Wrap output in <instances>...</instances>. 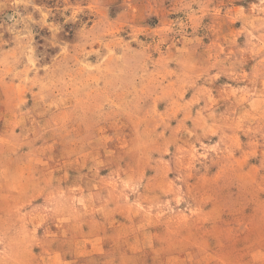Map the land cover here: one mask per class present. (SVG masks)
I'll use <instances>...</instances> for the list:
<instances>
[{
    "label": "rangeland",
    "instance_id": "rangeland-1",
    "mask_svg": "<svg viewBox=\"0 0 264 264\" xmlns=\"http://www.w3.org/2000/svg\"><path fill=\"white\" fill-rule=\"evenodd\" d=\"M0 264H264V0H0Z\"/></svg>",
    "mask_w": 264,
    "mask_h": 264
}]
</instances>
